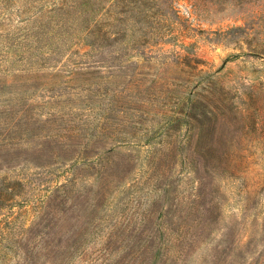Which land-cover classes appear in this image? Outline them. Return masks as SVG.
Instances as JSON below:
<instances>
[{
	"label": "rangeland",
	"instance_id": "1",
	"mask_svg": "<svg viewBox=\"0 0 264 264\" xmlns=\"http://www.w3.org/2000/svg\"><path fill=\"white\" fill-rule=\"evenodd\" d=\"M178 55L216 72L237 122L232 168L200 165L213 212L201 199L187 218L185 122L158 189H140L149 176L141 124L132 149L101 139L72 156L94 126L87 108L116 99L124 68L146 82L131 105L161 73L184 99L200 91L198 80L185 87ZM26 109L37 122L17 121ZM66 127L81 135L63 136ZM111 146L141 158L115 155L101 179L89 164ZM0 264H264V0H0Z\"/></svg>",
	"mask_w": 264,
	"mask_h": 264
},
{
	"label": "trees",
	"instance_id": "2",
	"mask_svg": "<svg viewBox=\"0 0 264 264\" xmlns=\"http://www.w3.org/2000/svg\"><path fill=\"white\" fill-rule=\"evenodd\" d=\"M201 64H204L203 61L197 57L181 55H178L177 62L175 63L177 70L180 69V72L185 75L187 81V83L185 81V87H189L193 82L198 80L200 91L195 88L194 91L184 99L182 85L173 89L174 83L170 85L167 81L168 78L166 74L162 75L161 73V76L158 75L153 79L150 85L143 91L144 97L139 99L141 105H131V102L139 103V101H134L132 95L134 88H141L146 82L142 80V82L139 83L138 78H136L137 73L126 74L128 67L127 69L124 68V70H122L123 74H120L119 78L116 79L118 82L120 81V87L114 95L116 99H111L106 107H94L90 105L87 108L90 114L86 119H83V121L85 124L89 125V123H92L94 126L92 132L88 134L89 139L87 141L82 143L80 147L78 145L80 140H77L76 145H72L74 147H79V153H75L72 156L78 158L80 155L88 154V147H90V145L93 146L101 139L120 141L124 147L132 149L135 147V141H130L128 139H135L137 137V127L134 125L141 124L145 128L142 130V136L146 139L145 144L148 146L146 150L145 148L140 149V152L147 151L148 154L145 157L143 155L141 160L145 161L144 163L148 167L147 171L149 176L147 182L140 185V189L145 188V184L148 182L151 183L152 181L156 183L154 185H147L153 188L157 186L156 189H158V186L165 179L162 159L170 154L174 158L178 156L177 150L179 148V142L176 133L181 128L182 123L185 122L187 134L182 148L185 149L186 152L184 157L186 166L192 169V173L194 174L193 190L190 197L193 199L186 213L181 216L182 218H187L192 214L195 203L201 199H203L202 202H205L206 190L204 177L200 175V165L203 164V166H207L206 170H210L208 166L213 164L214 168L216 165L220 166V163L226 160L228 166L232 168V162L227 160L230 154L228 147L231 144L232 147H235L233 138L236 135L235 127L237 122L235 117H232L233 111L231 105H228V92L221 87L216 72L211 73L200 68ZM127 76H129V79H127ZM179 89H181L180 92L178 91ZM124 100L130 104L119 105L120 101L124 104ZM183 104L189 105L188 111L183 107ZM158 105L161 107H158ZM29 112L31 111L26 109L24 114L19 115V120L17 121L20 122L23 119L32 121L34 119V121L37 122L38 119L35 115L33 113L31 115ZM129 112H132L133 117L129 118L127 116ZM61 117L63 119V116ZM52 119L51 117L48 121ZM148 123H150V126ZM65 129L66 133L63 136L69 139L73 137L77 138L81 135V132L75 127H66ZM143 146L144 145L140 147ZM115 151L116 148L111 146L107 151L108 153L101 156L94 166L93 163L89 164L95 168L97 175L101 179H106V177L114 171V169H112L114 164H118L114 160L115 155H122L125 157L122 159L126 160V162L135 160L137 156L141 158L139 153L135 154L132 150H130L129 153ZM61 159H65V157L62 155ZM95 165H97V167H95ZM76 168L74 163L67 166L66 179L69 182H72L74 179L72 177L77 175L75 172ZM147 188L149 189V187ZM138 200L139 199H136L135 201L139 203ZM206 204L209 207L204 209L205 212L210 211L212 213L215 207L214 199L208 200L202 204L201 207ZM178 205L179 203H174L173 201L171 209L167 211V214L170 215L169 219L172 222L175 219ZM174 207L176 210L173 211ZM168 229L170 230V235L175 234L176 237L174 238L181 240L180 234L176 229L171 226H169ZM171 239L172 238L168 235L167 245ZM183 240L182 238L181 241ZM192 242L193 241H191V243Z\"/></svg>",
	"mask_w": 264,
	"mask_h": 264
}]
</instances>
